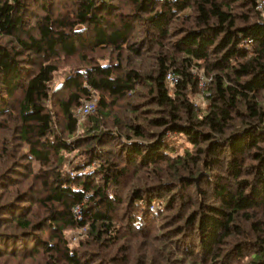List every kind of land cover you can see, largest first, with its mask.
<instances>
[{
	"label": "trees",
	"instance_id": "1",
	"mask_svg": "<svg viewBox=\"0 0 264 264\" xmlns=\"http://www.w3.org/2000/svg\"><path fill=\"white\" fill-rule=\"evenodd\" d=\"M254 3L0 0V264H264Z\"/></svg>",
	"mask_w": 264,
	"mask_h": 264
},
{
	"label": "rangeland",
	"instance_id": "2",
	"mask_svg": "<svg viewBox=\"0 0 264 264\" xmlns=\"http://www.w3.org/2000/svg\"><path fill=\"white\" fill-rule=\"evenodd\" d=\"M259 12L264 17V10L259 11ZM195 74L198 77V80H197L198 91L192 96V102L194 103V106H196L197 108H200L201 111H202L204 109L205 105H206V102H205L206 101V97L204 96V93L208 92L207 87H208L209 79L201 71L200 72H195ZM64 76H66L65 68L59 69L58 72L55 74L54 84H58L60 81H62ZM203 81H204V83H203ZM201 83H203V86H204L203 88L200 85ZM9 125L12 126V123H10ZM2 130H0V139H2V138L5 139L6 137L9 139V131L8 130H3L2 131ZM175 139H176L175 147H176V151H178V152H183L182 149L184 147H189L190 146L184 141V139L182 137H178V138H175ZM4 158L5 157L1 153V156H0V167L7 163L4 160ZM84 232H85V228L84 227L79 228V229L66 230L65 235H67L68 244H69L70 248L76 247V245L78 244L80 239L84 237V235H83Z\"/></svg>",
	"mask_w": 264,
	"mask_h": 264
},
{
	"label": "built area",
	"instance_id": "3",
	"mask_svg": "<svg viewBox=\"0 0 264 264\" xmlns=\"http://www.w3.org/2000/svg\"><path fill=\"white\" fill-rule=\"evenodd\" d=\"M254 4L256 10L258 11L264 10V0H255ZM178 80H179V75H177L175 72L170 71L166 74V83L169 87L175 85L178 82ZM203 83L200 84L202 88L204 87ZM95 101H96V97L95 94H93L90 100L84 101L77 106L75 110V116L79 119H82L88 116L89 114H91L96 107ZM75 211H78L77 207L75 208Z\"/></svg>",
	"mask_w": 264,
	"mask_h": 264
},
{
	"label": "water",
	"instance_id": "4",
	"mask_svg": "<svg viewBox=\"0 0 264 264\" xmlns=\"http://www.w3.org/2000/svg\"><path fill=\"white\" fill-rule=\"evenodd\" d=\"M201 175H199L197 178H195V181L197 182Z\"/></svg>",
	"mask_w": 264,
	"mask_h": 264
}]
</instances>
